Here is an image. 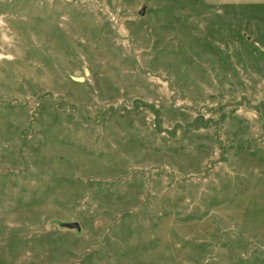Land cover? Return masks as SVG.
Segmentation results:
<instances>
[{
  "label": "rangeland",
  "instance_id": "obj_1",
  "mask_svg": "<svg viewBox=\"0 0 264 264\" xmlns=\"http://www.w3.org/2000/svg\"><path fill=\"white\" fill-rule=\"evenodd\" d=\"M0 264H264V0H0Z\"/></svg>",
  "mask_w": 264,
  "mask_h": 264
},
{
  "label": "water",
  "instance_id": "obj_2",
  "mask_svg": "<svg viewBox=\"0 0 264 264\" xmlns=\"http://www.w3.org/2000/svg\"><path fill=\"white\" fill-rule=\"evenodd\" d=\"M77 81H80L79 79ZM66 227H69V228H74V229H79V225L77 223H69V224H66Z\"/></svg>",
  "mask_w": 264,
  "mask_h": 264
}]
</instances>
